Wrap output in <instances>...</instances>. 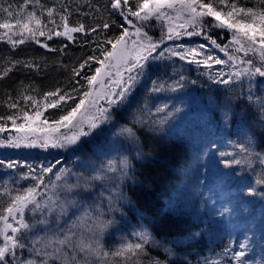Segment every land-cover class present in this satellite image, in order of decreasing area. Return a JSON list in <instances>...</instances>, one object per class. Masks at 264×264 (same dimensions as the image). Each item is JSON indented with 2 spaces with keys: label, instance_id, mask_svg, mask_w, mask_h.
I'll return each instance as SVG.
<instances>
[{
  "label": "trees",
  "instance_id": "1",
  "mask_svg": "<svg viewBox=\"0 0 264 264\" xmlns=\"http://www.w3.org/2000/svg\"><path fill=\"white\" fill-rule=\"evenodd\" d=\"M241 2L243 3L244 0ZM23 3L24 0H0V7L7 8L12 5L13 11H19V5ZM129 6L135 10V0H129ZM246 6H253V0H249ZM48 8L55 9L51 18L54 23H50L47 17ZM33 9L47 25L45 36L34 40L26 39L23 44L15 48L7 42V37L0 40V71L20 61L7 76L0 78V117L6 118L12 115L17 124L25 123L24 111L32 115L37 110L31 101L23 99L24 96H31L39 102V110L43 112L40 117L41 121L47 119L52 122L59 119L75 103L79 102L84 92L92 90V85L88 84L86 78L95 75L96 68L102 67L98 63L99 60H104V64L106 63L104 53L111 50V44L107 41L115 43L124 28H127L128 32L135 30L133 25L128 24L120 16L119 10L111 7L110 0H39V4L28 5V11ZM65 9H67L66 12ZM60 14L68 16L70 27L83 25L84 31L72 34V40L66 36H56L54 34L56 31H64L59 18ZM5 18L6 14L0 13V22H3ZM128 19L132 20L134 25L142 27V33H147L152 43L157 44L158 47L146 62V67L138 77L129 100L111 106L108 105L107 100H104L99 105L107 109L110 107L108 109L110 119L104 122V127L109 121L113 123L118 133L124 127H133L139 138L138 143L135 144L142 145V149H138L141 153L131 158L127 182L124 185L125 201L113 211L114 217L118 220L119 213H124L131 219L134 226L139 216H142L144 233L150 234L155 241L160 242L159 247L146 245L149 256L145 258V264L148 259L152 258L167 261V264H212L225 254L226 249H231L235 245L236 239L230 233L223 231L220 227L222 223H219L218 219L211 218L200 211L204 201L198 198L188 203L182 201L186 191L181 189L178 180L183 166L193 159L192 148H190L193 143L189 141L193 130H186L188 135H185L180 128L175 129L174 126L166 128L164 132L160 126H157L158 132L154 133L145 122L137 125L134 117L150 112L147 102L155 97L153 87L163 86L165 89L172 90L180 76L183 75L185 79L180 81L182 87L178 88L185 92L186 85L191 90L192 93L187 98H194L197 101L196 110L202 106L213 107V117L220 125L221 118H223L220 110L226 108L228 119L225 131H230L232 138H237L238 142L239 139L245 141L246 137L243 132L256 131L255 135L252 134L257 137L256 150L259 154L264 153V110L252 109L255 101L258 106L264 104L262 87L264 80L255 78L249 82L244 79L241 83L236 82L229 85L216 83L209 79L210 75L221 69L225 73L233 69L216 64H212L211 68H206L203 64H189L187 60H180L179 57L171 55V50L183 51L206 44L208 47L204 51H211L213 56L227 59L219 49L210 45L203 35H181L166 39L163 37L165 33L163 34L157 27V20L154 18L147 22L138 21L137 18L131 16ZM12 22L14 23V20ZM106 22L110 25L107 29L103 28ZM93 28L96 29L95 32L91 31ZM48 29H52L51 39H48ZM4 31L0 29V33ZM207 34L221 44L228 43L230 38V33L221 29H213ZM13 38L18 39L19 37ZM45 44L48 47H44ZM161 52L164 53L163 57L159 56ZM144 54L147 55V53ZM197 59H203V56ZM85 61L87 64L81 68L80 65ZM141 63L145 62L141 61ZM26 64L32 66L25 67ZM74 69L80 74L75 75ZM203 69L208 74L203 75ZM135 74V71L129 73V75ZM224 78L226 79L227 76ZM169 85H171L170 88ZM57 89L61 90V94H70L73 99L67 100L66 103L62 102L57 108L45 110L43 108L44 94ZM119 90L116 89V92ZM176 91L179 93L178 90ZM249 95L251 100L248 98ZM12 102L17 103V108L8 107ZM245 105L248 107L246 110L243 109ZM139 107L142 110L139 111ZM0 124L5 126L6 131L15 129L10 120L0 119ZM93 134L96 138H92L93 142L90 143L84 141L85 147H89L91 143L104 144L96 130ZM58 159L59 157L54 158L49 161V164ZM261 168L264 173L262 165ZM7 171L8 168L0 166V191L5 189L1 187L6 180L4 176ZM5 182L7 185V181ZM0 203L6 206L7 197H0ZM137 213L140 215L136 216ZM115 230H117L116 221L112 225V233H115ZM116 240L110 242L108 246L110 250L117 249ZM135 241L139 242V236L135 238ZM165 247L170 249V253L164 251ZM227 261V256H225L223 264H227Z\"/></svg>",
  "mask_w": 264,
  "mask_h": 264
},
{
  "label": "snow or ice",
  "instance_id": "2",
  "mask_svg": "<svg viewBox=\"0 0 264 264\" xmlns=\"http://www.w3.org/2000/svg\"><path fill=\"white\" fill-rule=\"evenodd\" d=\"M110 2L111 7L114 10H119L120 16L128 24L135 27L133 35L139 37L143 34L146 40L139 42L134 40L132 42L133 49H128L126 37L129 36V32L127 28H124L123 33L115 40V43L107 41V43L111 44V50L104 53L105 59H114L117 64L128 65L127 72L133 73L135 71L136 73L135 75H129L127 81L121 79L115 81L116 85L120 87L119 92L113 90L112 93L104 94L109 106L122 103L128 99L138 81V77L146 67V62L151 53L158 47L157 44L152 43V39L148 37L147 33H142V27H137L132 20L128 19L130 16L142 22H147L153 18L157 21L167 22L170 25L167 29L168 39L181 35H203L209 44L215 49H219L227 59L212 55H205L203 59H197L208 47L206 44H200L197 47L187 48L183 51L171 50V55L179 57L180 60H187L189 64H203L206 68H211L212 64H216L225 65L233 69L227 73L221 69L210 75L209 79L216 83L229 85L241 82L243 79L251 82L256 77L264 78V0H253V6H246L249 0H244L243 3L241 0H135V10L129 6V0H110ZM29 4H39V0H24V3L19 5V11H13L12 5L7 8L0 7V13L6 14V18L3 19V22H0V29L5 30L0 33V40L7 37V42L13 48L25 42L26 33L32 39H35L37 34L39 36L46 35L45 28L47 25L44 24L34 9L31 11L27 10ZM46 11L49 22L54 23L51 18L55 9L48 8ZM66 11L67 9H65ZM59 18L64 31H56L54 33L56 36H66L69 40H72L73 33L84 31L83 25L70 27L67 15L60 14ZM13 20L14 23L12 22ZM175 21L179 23L176 27H172L171 24ZM109 27L110 25L107 22L103 24V28L107 29ZM176 28L182 31H177ZM213 29H221L226 33H230L228 43H218L216 39L207 34L208 31ZM91 31L95 32L96 29L93 28ZM51 33L52 29H48V39H51ZM13 37L19 38L14 39ZM43 46L48 47L47 44ZM144 53H147V55ZM159 56L163 57L164 53L161 52ZM89 59H93V57H89ZM130 59L131 63H129ZM141 61L145 63H141ZM19 63L20 61H16L12 67H5L0 71V78L7 76L15 65ZM98 63L102 67L96 68L95 75L86 78L89 85L95 84L102 74L104 60H99ZM85 64H87V61L81 64L80 67L83 68ZM31 66L29 64L25 65V67ZM73 71L75 75L80 74L75 69ZM121 75L120 72H117V76ZM225 76H227L226 79L224 78ZM184 79L185 77L181 75L172 90L175 91L178 87H182L180 81ZM152 90L161 91L163 86L153 87ZM100 96V93L93 96L92 91H86L83 93L82 98L79 99V102L75 103L59 119L51 123L44 119L40 121V124H35L43 115V112L39 110V102L31 96H24L23 99L25 101H31L37 108L32 115H29L27 111L23 112L25 123L17 124L16 119L12 115L6 118L0 117V119L12 121L18 133L27 130L33 135L37 131L46 132L49 135L42 138L37 137L36 139H30L28 135L9 136L4 140H0V147L18 149L21 147L34 148L39 146L44 149L49 147L53 149H68L76 146L80 142L81 137L89 136L93 130L98 129L102 123L110 119L107 108L97 107ZM248 98L251 100L250 95ZM43 99L45 101L43 108L46 110L48 108H57L62 102L66 103L67 100H71L73 97L68 93L61 94V90L57 89L56 91L45 93ZM17 106L16 102L8 105L9 108L13 109L17 108ZM166 107L167 105L164 106V108ZM164 108H157L156 111L162 112ZM175 111L179 112L180 109L176 108ZM172 114L171 112L167 113L169 117ZM85 127H87V131ZM61 128L67 129L68 134L61 133ZM4 131H6L5 126L0 124V132ZM57 133L59 135H56ZM119 134L125 135L134 143L139 141L133 127H124ZM249 143L251 142L249 141ZM240 149L244 153L250 152V148L245 144H241ZM225 155L229 154L221 153V156ZM61 163L60 160H56L47 166L40 165L37 171V167L26 162L22 164L20 161L0 159V166H5L8 169H15L20 166L27 167L28 172L23 174L22 178L28 179L30 177L35 181L29 187L16 190L15 194H13L12 189L8 188L0 191V197H7L6 206L0 203V239H2V242H0V264H53V262L54 264H145V258L149 256L146 245L151 244L153 247H159L160 242L155 241L148 233H141L139 242H124L115 250H107L103 239L104 234L115 221L113 219H105V213L98 205L96 206V215L86 211L83 216L77 218L79 223L73 222L64 230L62 237L59 234H54L45 240L39 236H29V233H33L37 224L49 226L48 217L54 213H58L56 216L58 224L59 217L65 215L70 206L77 205L76 197L81 196L82 191L87 192L89 190L91 186L90 180H122L123 177L127 176V170L130 168V163L127 158H124L121 161L118 177H108L104 171H98L97 174L90 178H85L83 182L78 179L75 184H72L67 179L70 170L64 167L57 168ZM241 163L242 160L235 159V157L225 162L226 166L240 165ZM106 168L107 172H117L111 161H109ZM54 169L56 170L55 172ZM48 174H53L55 179H50L48 183H45V178ZM256 183L264 185V177L257 180ZM61 194H63V198ZM248 194H254V189L249 187ZM122 199L123 196L118 193L115 200L110 196L108 198V210L115 211L117 201ZM37 212L42 214L41 218L36 220L35 223L30 222V216L34 217ZM88 221H91V223H88ZM81 226H85V230L77 231L76 229ZM28 240L33 245L29 251L34 256L42 257L39 261L35 259H20V255H23V253L20 252L18 255V250L28 248V244L25 243ZM41 242H43V247L36 248L35 245ZM247 248L248 242L246 239L239 244L240 250L226 249L225 256H228V252L231 251L227 264H251L246 258ZM164 251L170 253V249L167 247L164 248ZM147 264H167V261L152 258L147 260ZM212 264H221V261H213Z\"/></svg>",
  "mask_w": 264,
  "mask_h": 264
},
{
  "label": "rangeland",
  "instance_id": "3",
  "mask_svg": "<svg viewBox=\"0 0 264 264\" xmlns=\"http://www.w3.org/2000/svg\"><path fill=\"white\" fill-rule=\"evenodd\" d=\"M156 23L160 31L163 34L165 33L166 36L164 35L163 37L167 39V29L170 25L164 21H156ZM178 23V21L172 22L171 26L176 27ZM176 30L182 31L179 28H176ZM133 33H135V30L130 31L129 36L126 37L128 49H133L132 42L134 40L138 42L146 40L144 36L140 35L137 37ZM25 37V40L31 38L27 33ZM41 37L37 34L35 39ZM210 54H212L211 51H204L202 56ZM129 63H131V59ZM127 66L117 64L114 59H107L103 66L101 76L92 85L91 91L93 96H96L97 93L101 94L97 107L104 100H107L104 94L112 93L113 90L116 92V89H120L115 83L116 80L121 79L127 81L129 76L126 70ZM117 72H120L122 75L117 76ZM202 73L203 75L208 74L204 69ZM262 79L264 80V78ZM243 81L244 79L241 82ZM170 87L171 85H169ZM185 87V92L177 88L179 93L176 90L173 91L165 88L158 92L154 91L153 95L155 97L147 102V105L150 106V112H146L144 115L139 114L140 116L136 115L134 121L137 125H140L141 121L145 122L148 127L153 129L154 133L158 132L157 126H160L163 132L166 128L174 126L175 129L180 128L185 135H188L186 130H193L192 132L190 131L192 135L189 137V141L194 144L193 147L191 144L193 159L183 166L178 180V184L182 187L178 188L186 191L182 201L188 203L197 198L200 201H204L202 202L200 211L209 215L211 218L218 219L219 223H222L220 227L223 231L235 237L236 242L231 249L235 251L240 250L239 244L247 239L248 248L246 258L251 264H264V185L256 183L257 180L262 178V174H264L261 168V165L264 168V153L259 154L256 150L257 137L254 136L256 131L251 133H247V131L246 133L243 132V135L246 137L245 141L239 139L238 142L237 138H232L230 131H225V124L228 119L226 108L220 110L223 118H221L222 123L219 125L218 120L216 121L213 117V107L202 106L196 110L198 106L197 101L194 98H187L192 92L186 85ZM262 87L264 89V84H262ZM165 105H167L166 108H164ZM157 108H164V111L157 112ZM176 108H179L180 111L176 112ZM243 109L246 110L248 107L245 105ZM252 109L263 111L264 104L258 106L257 101H255ZM138 110H142L141 107ZM169 112L173 113L171 117L167 115ZM162 119L163 121H161ZM40 121H36L35 124H40ZM112 124L109 121L104 127V123H102L98 129H95L101 136V142L104 144L91 143L89 147H85L83 144L84 141H89L90 143L93 142L92 138H96V136L93 137L95 131L93 130L89 136L81 137L80 142L76 146L68 149H53L51 147L44 149L39 146L34 148L21 147L18 149L0 147V159L5 161H20L22 164L26 162L37 167L38 171L40 165L47 166L49 165V161L59 157L58 160L62 163L57 168L64 167L70 170L67 179L72 184H75L78 179L83 182L85 178H90L97 174L98 171H104L108 177H118L121 161L127 158L131 166V158L141 153L138 149H142V145H136L125 135H120ZM216 126L220 127L217 128ZM85 130L87 131V127H85ZM60 131L61 133L68 134L67 129L61 128ZM17 135H28L30 139H36L37 137L42 138L49 135V133L37 131L33 135L27 132V130L18 133L14 129L0 132V140ZM56 135H59V133ZM241 144L248 145L250 152H241ZM221 153H228L229 155L221 156ZM233 157L242 160V163L240 165L226 166L225 162L232 160ZM109 161L116 167L117 172H107L106 166ZM128 171L129 169L127 170V176L123 177L122 180H90L91 186L89 190L87 192L82 191V195L76 197L78 201L77 205L70 206L66 214L59 217L58 224L56 222L58 213H54L48 217L50 221L49 226L37 224L33 233H29V236L35 235L45 240L54 234H59L62 237L64 230L73 224V222L79 223L77 218L83 216L86 211L96 215V206L98 205L104 211L105 219H113L116 221L117 230H115V233H112V224L104 234L103 239L107 250H110L108 246L115 239H117L115 241L117 248L124 242H136L135 238L145 231L144 227H142V216H139L138 222L133 226L131 219L124 213H119L118 222L114 217V212L108 210V198L110 196L114 200L117 193L123 196L122 200L117 201L115 207L120 206L125 201L124 185L127 182ZM27 172V167L23 166L8 169V174L5 173L4 176L6 180H4L3 187L1 188L12 189L13 194H15L16 190H22L31 186L35 181L30 177L28 179L22 178V175ZM50 179H55L53 174L46 176L45 183H48ZM5 181H7V185H5ZM249 187L254 189V194H248ZM61 196L63 198V194ZM41 215V213L37 212L34 217L30 216V222L35 223L36 220L41 218ZM138 215L140 214L137 213L136 216ZM88 223H91V221H88ZM76 230L84 231L85 226H81ZM0 242H2V239H0ZM25 243L28 244V248L18 250V255L20 252L23 253V255H20L21 260L35 259L39 261L42 259L41 256H34L29 251L33 247L30 240L25 241ZM35 247L42 248L43 242L36 244ZM230 256L231 251L227 259ZM224 259L225 254L216 261H221V264H223Z\"/></svg>",
  "mask_w": 264,
  "mask_h": 264
}]
</instances>
